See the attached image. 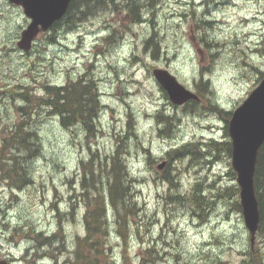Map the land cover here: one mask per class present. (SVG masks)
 Masks as SVG:
<instances>
[{
  "label": "rangeland",
  "instance_id": "obj_1",
  "mask_svg": "<svg viewBox=\"0 0 264 264\" xmlns=\"http://www.w3.org/2000/svg\"><path fill=\"white\" fill-rule=\"evenodd\" d=\"M116 2L84 12L74 27L59 34L39 33L24 51L17 40L26 17L0 0V261L74 264L76 237L85 233V169H97L100 182L106 181L121 140L146 226L136 237H118L107 208L109 253L115 264H124V253L128 264H137L142 256L143 264L264 263V232L259 230L250 244L238 190L231 187L230 155L212 166L206 159L192 165L182 156L170 162L167 154L192 142L206 145L228 138L224 114L209 105L232 111L264 77V0H235L226 6L222 0ZM130 8L140 14L139 20L131 17ZM53 34L58 36L48 41ZM147 38L159 49L157 59L144 50ZM154 67L168 69L200 95L199 83H206L201 102L193 109L187 103L173 105L153 78ZM83 74L95 81L102 96L90 130L65 126L49 106L37 102L48 94L44 86L66 84ZM26 87L37 98L34 103L17 94ZM165 112L173 116L168 134L160 132L164 122L161 126L156 120ZM130 120L136 137L125 135ZM18 127L31 134L26 147L6 143ZM163 159L173 169L167 165L158 170ZM18 162L26 179L9 171ZM164 174L177 185H170ZM195 182L211 195L231 187L224 197L213 196L203 219L164 199L171 191L189 192ZM37 232L57 236L36 248ZM149 246H154L152 256L146 253Z\"/></svg>",
  "mask_w": 264,
  "mask_h": 264
},
{
  "label": "trees",
  "instance_id": "obj_2",
  "mask_svg": "<svg viewBox=\"0 0 264 264\" xmlns=\"http://www.w3.org/2000/svg\"><path fill=\"white\" fill-rule=\"evenodd\" d=\"M99 1L100 0H98V3H103L106 1L107 3H115V0ZM79 3L80 5L85 3V9H90V7H92L90 6L91 3L88 0L73 1L72 10L68 8L63 16L67 20V23L65 24L66 28L74 27L76 20H79L86 11L85 9L82 10V8L81 12L79 11ZM83 4L81 6H83ZM126 4L129 5L128 3ZM129 13L132 14L131 17L137 18L138 20L141 18L140 14L136 10L133 11L130 8ZM57 22L58 21L54 23L52 31L53 33L60 32L56 29ZM54 37L55 34L48 35L47 40L52 41L54 40ZM144 50H147L154 57V59H157L158 54H160L156 43L151 41L149 38L145 40ZM200 87L203 91L201 96H203L206 92V83H203L200 85ZM95 88L97 89L96 83L93 82V80L85 79L84 77L75 80L74 84L69 87L66 86L63 89L55 85L44 86V89L47 90L48 94L38 98L37 102L39 104H45L49 106L50 113L54 116H58V113H63L64 110L62 108L68 110L70 113L67 118L81 120V124L84 125L86 130H90L92 126L88 128V124L89 122L94 121V116H97L94 115V113L98 114L96 110H98V101H100L98 90ZM163 93L166 95L164 91ZM17 94L21 97V99L29 103H34L37 99H35L28 88L25 91L19 92ZM194 102L195 101H189L186 104L189 109L194 108ZM209 107L213 111L216 110L218 113H223L227 123L231 112H224L215 103L209 105ZM158 119L161 121H158ZM156 120L161 126L162 122H164V127L160 129V132L168 134L170 128L172 127L173 116L159 113ZM70 123L71 122H67L64 125L67 126ZM127 134H132L133 137H136L135 126L132 124L131 120L125 135ZM30 135L31 134L28 132V130L18 127L13 131V133H11L9 139L6 138V143H10V145L15 146L22 145L23 147H26L28 140L30 139ZM227 135L226 127L225 136L227 137ZM186 146L187 147H185L178 156L181 157L183 155H188L192 165H200L202 155L198 150V144L196 142H192ZM206 146L209 153L223 152L226 156L230 155L231 153V143L229 139H225L220 142L211 139L207 141ZM125 148L126 145L124 143L123 153V144L121 140H119L115 148V152L111 156V165L109 171H107V180L103 181L102 178L103 183L98 179L97 173H99L101 176L102 174L98 172L97 169L96 171L93 170V168L85 169L84 179L88 180V190H86L85 193V195H87L86 210L83 215L85 233L81 237H76V244L72 251V260L74 264L116 263V259L113 258L112 254L109 253L110 246L108 241V226L111 219L109 218L110 213L108 214L107 208H109V210L111 209L112 211V215L114 217L113 222L116 225L115 232L118 237L124 235L125 239V235L128 234L129 237H136L137 233H140L142 228L146 226V223L143 221V215L141 212H138V202L132 192V172L129 171L127 163L124 159V154L126 152ZM1 157L4 158L3 154L0 152V158ZM9 171H12L19 178L26 179L27 171L25 168H23L22 162L15 163ZM230 175L232 179L235 176V173L231 169ZM165 178H167V180L171 183L170 185H177V183L174 182V179H172L171 175L168 176L167 174H164V179ZM25 181L27 180H24V182ZM231 187L234 192L237 191L235 184H233ZM231 187L219 191L216 195H211L210 193H206L202 183L195 182V184H192L189 192L183 193L181 191V195L179 196L177 194H173L171 191V194H169V196L165 197L164 199L166 203H169L171 200L180 203V205L186 207V209L193 216L203 219V217L206 215V211L213 203V196L218 195L224 197L229 193L228 191ZM254 188L259 210L258 231L260 230L261 232H264V141L257 154L254 173ZM89 190L91 191V197L88 196ZM56 236V234L44 235L42 232H37L35 235L36 248L44 247L45 245L49 244ZM153 249L154 246H149V248H146L147 255L152 256L151 253L153 252ZM246 254L250 255V251L248 250ZM216 256L221 258L218 254H216ZM127 259L128 255L124 253V264H128ZM145 259L146 258L142 256L137 264H143Z\"/></svg>",
  "mask_w": 264,
  "mask_h": 264
},
{
  "label": "water",
  "instance_id": "obj_3",
  "mask_svg": "<svg viewBox=\"0 0 264 264\" xmlns=\"http://www.w3.org/2000/svg\"><path fill=\"white\" fill-rule=\"evenodd\" d=\"M69 1L9 0L22 6L24 15L30 19L20 33L17 46L24 51L29 50L34 37L40 31H46L64 15ZM151 74L172 104L182 105L188 100L198 99L194 92L181 84L167 69L154 67ZM227 131L231 141V166L235 172L241 213L252 243L259 222L254 173L258 150L264 141V77L232 111ZM165 165L166 161H162L156 168L160 170ZM0 264L12 263L0 261Z\"/></svg>",
  "mask_w": 264,
  "mask_h": 264
},
{
  "label": "flooded vegetation",
  "instance_id": "obj_4",
  "mask_svg": "<svg viewBox=\"0 0 264 264\" xmlns=\"http://www.w3.org/2000/svg\"><path fill=\"white\" fill-rule=\"evenodd\" d=\"M73 1H75V0H70L69 1V4H68V7H67V9L69 8V9H71L72 10V2ZM222 1H224L223 3H221L223 6H226L227 4H230L231 3V1H235V0H222ZM12 6H15V7H18V8H20L21 9V11H22V13H23V9H22V7L21 6H19V5H16V4H13V3H10ZM83 4V3H82ZM81 4V5H82ZM81 5H80V3L78 4V9H79V11L81 12ZM30 20L28 19V18H26V24H25V26L28 24V22H29ZM67 23V20H66V18H64V17H61L59 20H58V22H57V26H56V28H57V31L59 30V31H61L64 27H66L65 26V24ZM53 26H54V23L52 24V26L46 31V33H50V32H52L53 31ZM57 34H59L58 32H57ZM55 36H58V35H55ZM33 44H34V42H33ZM32 44V45H33ZM85 78V79H91L90 78V76H88V75H86V74H83V75H81V76H78V77H76V78H74V79H71V81H69V82H67L66 84H61V85H58L59 86V88L61 87L62 89L63 88H65L66 86H71L72 84H74V81L75 80H77V79H79V78ZM92 80V79H91ZM96 89V88H95ZM93 102V101H92ZM201 102V98L199 99V102L198 103H200ZM63 110H64V112L63 113H58V115H59V117H60V121H61V123L62 124H65V123H67V122H71L68 126H74V125H76V124H79V125H83V124H81V120H79V119H75V118H67V116L69 115V111L68 110H66V109H64V108H62ZM22 123H24V122H22ZM213 140V139H212ZM214 141H218V142H220V140H216V139H214ZM198 145H199V147H198V150H199V152L201 153V155H202V158H201V163H204V159L205 158H203V152L205 151V149L207 148V146L206 145H204L203 143H202V141L201 142H196ZM185 147H187L186 146V144L185 145H181L180 147H178V148H176V147H173L172 148V150H170V153H169V155H168V158H169V160H170V162L171 161H173V160H178L180 157L178 156L179 154H180V152L185 148ZM204 150V151H203ZM179 151V152H178ZM223 153V152H222ZM185 157H188V161H189V156L188 155H183L182 156V159L183 158H185ZM167 161V163H166V165L164 166V167H166L167 165V168L168 167H170L171 169H173L172 168V166H171V163H169L168 164V160H166ZM205 162H207V161H205ZM208 164V163H207Z\"/></svg>",
  "mask_w": 264,
  "mask_h": 264
},
{
  "label": "bare ground",
  "instance_id": "obj_5",
  "mask_svg": "<svg viewBox=\"0 0 264 264\" xmlns=\"http://www.w3.org/2000/svg\"><path fill=\"white\" fill-rule=\"evenodd\" d=\"M101 1V0H100ZM99 1V2H100ZM109 1V0H108ZM97 3H98V0L96 1ZM136 6H137V4H136ZM89 7V6H88ZM101 7V6H100ZM90 8H92V7H90ZM87 9H89V8H87ZM98 10V9H97ZM138 10V9H137ZM93 11V10H92ZM86 12V11H85ZM96 12V11H95ZM85 14V13H84ZM91 14H93V13H91ZM88 15H90V13H88ZM224 153H222V152H213V153H209L208 152V149L206 148L205 149V151L203 152V158H205L206 160H207V163L208 164H210V165H212V166H214V165H216L217 163H219L220 161H222L223 160V158H224ZM208 156H211V157H208ZM181 193V191H174L173 192V194H177V195H181L180 194ZM171 204H174L175 206H178V205H180V203H177V202H174V203H171ZM259 264V263H258ZM262 264H264V263H262Z\"/></svg>",
  "mask_w": 264,
  "mask_h": 264
}]
</instances>
